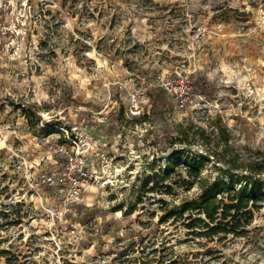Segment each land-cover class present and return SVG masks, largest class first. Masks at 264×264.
<instances>
[{
  "label": "rangeland",
  "instance_id": "rangeland-1",
  "mask_svg": "<svg viewBox=\"0 0 264 264\" xmlns=\"http://www.w3.org/2000/svg\"><path fill=\"white\" fill-rule=\"evenodd\" d=\"M228 133L264 155V0H0V264H264V205L219 239L143 189L227 181Z\"/></svg>",
  "mask_w": 264,
  "mask_h": 264
},
{
  "label": "trees",
  "instance_id": "trees-1",
  "mask_svg": "<svg viewBox=\"0 0 264 264\" xmlns=\"http://www.w3.org/2000/svg\"><path fill=\"white\" fill-rule=\"evenodd\" d=\"M240 15L246 20V13L241 12ZM155 90L153 114L164 120L169 112L165 90L161 87H155ZM221 141V159L228 165L223 169L227 181L208 182L200 176L198 167L192 166L187 168L186 178L173 179L171 183H167L177 173V170L171 169L179 161L177 153H173L167 165L156 172L157 177L152 185L149 186V182H146L143 189L145 188L146 193L172 195L175 188L189 192L194 186H200V196L187 201L180 211L171 214L179 218L187 214L191 221L185 226L197 235L217 236L219 239L229 236L244 237L249 232L254 214L264 205V190L261 189L264 182V155L259 150H249L242 140L231 138L229 133ZM238 181L241 182L239 187L236 186ZM203 182L207 183L203 185Z\"/></svg>",
  "mask_w": 264,
  "mask_h": 264
},
{
  "label": "built area",
  "instance_id": "built-area-1",
  "mask_svg": "<svg viewBox=\"0 0 264 264\" xmlns=\"http://www.w3.org/2000/svg\"><path fill=\"white\" fill-rule=\"evenodd\" d=\"M163 86L166 87L167 85L165 86V84H163ZM42 182L45 184H51L54 182V177L51 174H44L42 176Z\"/></svg>",
  "mask_w": 264,
  "mask_h": 264
},
{
  "label": "bare ground",
  "instance_id": "bare-ground-1",
  "mask_svg": "<svg viewBox=\"0 0 264 264\" xmlns=\"http://www.w3.org/2000/svg\"><path fill=\"white\" fill-rule=\"evenodd\" d=\"M118 171V170H117ZM112 174V173H111ZM110 173H107V175H110V180L111 181H117L118 180V175H114V173L111 175ZM106 175V176H107ZM103 179H104V177H103ZM106 179H107V177H106Z\"/></svg>",
  "mask_w": 264,
  "mask_h": 264
}]
</instances>
